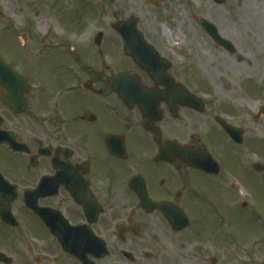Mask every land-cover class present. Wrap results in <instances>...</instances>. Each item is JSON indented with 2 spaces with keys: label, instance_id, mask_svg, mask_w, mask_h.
<instances>
[{
  "label": "flooded vegetation",
  "instance_id": "1",
  "mask_svg": "<svg viewBox=\"0 0 264 264\" xmlns=\"http://www.w3.org/2000/svg\"><path fill=\"white\" fill-rule=\"evenodd\" d=\"M137 28L85 42L89 61L0 41L8 264H79L61 242L90 264H264V26L200 27V56Z\"/></svg>",
  "mask_w": 264,
  "mask_h": 264
},
{
  "label": "rangeland",
  "instance_id": "2",
  "mask_svg": "<svg viewBox=\"0 0 264 264\" xmlns=\"http://www.w3.org/2000/svg\"><path fill=\"white\" fill-rule=\"evenodd\" d=\"M146 1L0 0V41L9 42L13 46L14 53L22 54L24 49L22 47V51L19 50L20 44L15 35L20 34L18 37H21V40L23 38L25 42L30 43L34 41L29 38L31 35L38 36L40 40L46 36H52L55 40L58 36L63 38L62 41H67L66 43L59 41L60 47L65 49L68 41L74 42L76 48H72L76 49L84 60L89 61L93 59L94 51L90 46L85 45V42L94 38L98 32L111 38L115 35L112 30L114 23L134 16L143 29H150L164 38L175 35L182 41H190L191 53H196L192 56H200L202 50L197 42L203 37V33L198 25V19L225 28L236 25L241 33L236 34L238 37L252 34V28H245L244 33L242 30L244 25L264 26V0H224L222 5H217L211 0H159L158 6L147 4ZM23 5H26V10L21 13L19 8ZM244 7L247 10L242 12ZM175 20L176 22H173ZM38 22L40 29L37 26ZM164 29L170 33L163 35ZM44 33L46 34L43 35ZM259 39H264V36H259ZM47 41L49 44V40ZM70 45L74 46L72 43ZM55 48L56 46L53 50H47L44 57L38 55V62L41 63L42 68H50V66L52 69L56 68L55 58L59 51ZM199 67H203V63L199 64ZM2 247L4 250H9L6 244Z\"/></svg>",
  "mask_w": 264,
  "mask_h": 264
},
{
  "label": "water",
  "instance_id": "3",
  "mask_svg": "<svg viewBox=\"0 0 264 264\" xmlns=\"http://www.w3.org/2000/svg\"><path fill=\"white\" fill-rule=\"evenodd\" d=\"M129 23L126 24V27H123L122 24L118 23L115 26V29L119 32L120 35H122L123 37H130V36H135L137 35L135 32V22L137 21V19L135 17H131L129 19ZM140 35V34H139ZM98 36H101L100 34ZM69 246H65V249L70 252L71 254H75V251H72L70 248H68Z\"/></svg>",
  "mask_w": 264,
  "mask_h": 264
},
{
  "label": "bare ground",
  "instance_id": "4",
  "mask_svg": "<svg viewBox=\"0 0 264 264\" xmlns=\"http://www.w3.org/2000/svg\"><path fill=\"white\" fill-rule=\"evenodd\" d=\"M25 10H26V5H23V6H21V7L19 8V11H20L21 13H23ZM246 10H247V8L244 7L242 12H245ZM173 22H176V20L173 21ZM37 26H38V29L41 28V26H40V22H38ZM169 33H170V32L167 31L166 29H164L163 32H162L163 35H168ZM169 36H171V35H169Z\"/></svg>",
  "mask_w": 264,
  "mask_h": 264
}]
</instances>
